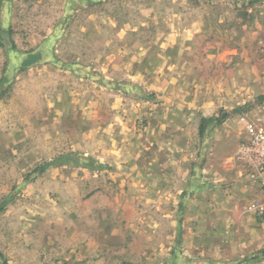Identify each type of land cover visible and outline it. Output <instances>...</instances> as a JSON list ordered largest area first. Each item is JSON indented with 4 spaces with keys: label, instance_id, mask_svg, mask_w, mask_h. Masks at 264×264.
Returning a JSON list of instances; mask_svg holds the SVG:
<instances>
[{
    "label": "rangeland",
    "instance_id": "374dc122",
    "mask_svg": "<svg viewBox=\"0 0 264 264\" xmlns=\"http://www.w3.org/2000/svg\"><path fill=\"white\" fill-rule=\"evenodd\" d=\"M263 43L264 0H0V264H185L199 210L241 238Z\"/></svg>",
    "mask_w": 264,
    "mask_h": 264
},
{
    "label": "crops",
    "instance_id": "0c3cea01",
    "mask_svg": "<svg viewBox=\"0 0 264 264\" xmlns=\"http://www.w3.org/2000/svg\"><path fill=\"white\" fill-rule=\"evenodd\" d=\"M243 179L247 182L245 188H248L249 199L242 214L249 221L253 220L254 226L252 228H242L238 234L239 237L242 231L244 233L241 238H237L234 234L236 232L234 228L225 226L223 223H215V227L208 228L206 225L209 223L207 219H209L210 215L208 216L207 213L201 210L195 212L201 226L188 228L185 231L186 238L184 239L183 247L187 256L184 259H188L185 264H238L239 258L264 250V220L257 218L262 223L259 225L260 228L256 227V216L253 211L249 210L251 205L260 202L262 194L256 184L249 181L245 176ZM249 223L252 224V222ZM241 227H243V224ZM173 233H175L174 229ZM173 239L175 240V236ZM216 252L218 256H216ZM261 252L259 253L261 254ZM197 257H200L201 260L197 261ZM261 261H257L254 264H264V259Z\"/></svg>",
    "mask_w": 264,
    "mask_h": 264
},
{
    "label": "built area",
    "instance_id": "2783aa9c",
    "mask_svg": "<svg viewBox=\"0 0 264 264\" xmlns=\"http://www.w3.org/2000/svg\"><path fill=\"white\" fill-rule=\"evenodd\" d=\"M262 47L264 49V43ZM250 132L249 137L237 145L234 158L241 164L242 174L256 184L262 194L260 202L251 205L249 210L264 220V130L250 129Z\"/></svg>",
    "mask_w": 264,
    "mask_h": 264
},
{
    "label": "trees",
    "instance_id": "16d2710c",
    "mask_svg": "<svg viewBox=\"0 0 264 264\" xmlns=\"http://www.w3.org/2000/svg\"><path fill=\"white\" fill-rule=\"evenodd\" d=\"M41 56L39 53H34V54H28L22 61L21 68H26L31 66L34 63H37L40 60ZM5 78H2L0 81V99L1 96L4 94L6 89H3L2 87L4 86L5 83ZM239 111H235L234 113H238ZM225 116L217 117V118H208V119H201V125L202 123H207V124H213V125H219L224 121ZM203 127L200 126V131L199 133H202ZM72 162L70 156H59L55 158L54 160L47 162L41 166H39L37 169L34 170L33 174H42L45 172L47 169L60 166V165H68ZM73 163V162H72ZM85 167L91 168V169H99L100 165L95 164L94 162H87V164H84ZM1 212V209H0ZM261 255H264V250L261 252ZM260 256V255H259Z\"/></svg>",
    "mask_w": 264,
    "mask_h": 264
}]
</instances>
